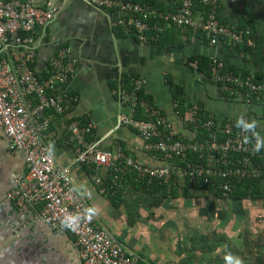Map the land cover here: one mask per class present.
<instances>
[{"label":"crops","instance_id":"crops-1","mask_svg":"<svg viewBox=\"0 0 264 264\" xmlns=\"http://www.w3.org/2000/svg\"><path fill=\"white\" fill-rule=\"evenodd\" d=\"M148 1L164 13L178 9L173 0ZM41 6L56 7L58 16L46 29H37L38 74L49 73L50 57L63 46L71 48L79 61L70 83L60 89L79 100L66 115L48 113L51 126L46 140L54 145L56 162L70 170L75 186L89 189L90 196L83 198L88 207L100 210L95 222L117 238L128 253L140 257V264H224L225 250L239 255L244 264H264V200L235 201L194 184L185 197L182 192L187 180L175 160L147 151L145 140L134 129L116 127L119 115L133 113L124 95L130 92L134 78L143 77L147 83L141 97L155 111L148 112L150 119L163 117L175 139L191 143L198 140L197 136L206 139L199 110L210 115L221 131L225 122L235 123L244 112L260 122L258 131L264 134V97L248 103L241 94L230 96L198 63L200 58L214 57L224 70L234 67L255 72L253 57L232 54L222 45L213 47L203 35L186 27H169L159 41L141 40L125 26L128 13L97 8L86 0H41ZM245 11L252 13L257 33L264 36V0H221L219 18L238 27ZM7 45L15 44L10 40ZM141 113L147 114L139 109L136 117ZM72 120L93 123L95 138L102 140L104 150L115 151L120 144L141 164L177 171L175 194L151 207L154 198L145 194L147 190L138 197L136 190H125L128 182L123 196L115 200V195L92 181V169L78 162V146L70 141L66 130ZM261 157L264 164V151ZM206 160L212 165L218 162L213 153H208ZM27 172L24 155L10 150L0 128V264H83L80 246L70 232H57L47 223L34 220L35 209L42 205L31 209L8 200V194ZM132 197L145 198L135 205L138 215L134 217L128 211L133 207ZM204 241L206 245H202ZM210 245L217 250L208 252Z\"/></svg>","mask_w":264,"mask_h":264},{"label":"built area","instance_id":"built-area-1","mask_svg":"<svg viewBox=\"0 0 264 264\" xmlns=\"http://www.w3.org/2000/svg\"><path fill=\"white\" fill-rule=\"evenodd\" d=\"M97 8L116 9L128 13L125 26L141 40H158V35L170 25L187 27L201 31L211 45L243 44L244 35L236 26L219 21L221 0H199L204 11H196V0H173L178 4L175 12L164 13L150 4H140L129 0H86ZM58 16L56 7L44 8L41 0H0V128L6 137L10 150L24 155L28 172L21 177L18 187L10 192L8 200L35 209L34 220L47 223L57 232H70L80 246L83 264H140V257L128 253L122 243L94 220L83 222L76 232L62 230L60 220L65 213H75L88 207L83 197L70 189L75 186L70 170L59 165L54 155H49L47 136L51 126L48 113L66 115L71 112L79 98L69 91L60 92L61 87L70 83L76 73L78 59L69 47L59 48L50 57V74L41 78L35 69L38 57L37 29H46ZM10 40L14 44L7 45ZM253 46L251 39L246 41ZM6 53L2 57V53ZM220 63L213 60L211 66L213 79L223 82L230 96L247 90L245 99L250 103L251 95L264 97V85L256 86L249 81L224 75ZM147 81L143 77L134 78L130 92L124 95L131 104V115L121 114L117 128L130 127L145 140L147 151H155L166 159L182 157L188 150L199 153H213L221 156L224 168L199 163L179 172L191 183L197 180L214 187L216 194L229 195L234 191L233 183L244 178H259L261 171L253 162L262 155L253 152V144L244 143V134L228 121L224 126L226 138L218 141L217 134L207 144L191 143L175 139L168 131L163 117L157 115L142 99L141 91ZM144 109L154 113L149 120L136 117L135 112ZM151 116V115H149ZM152 117V116H151ZM248 119V116H245ZM215 126L213 118L204 122V128ZM70 141L78 146L77 160L92 169V181L102 187L109 180V193L117 195L134 175L136 181L153 183L160 180L171 191L178 185L177 171L169 167H149L137 162L126 154L118 144L115 151L101 147V139L95 138V125L72 120L66 126ZM90 137V139H89ZM199 143V144H198ZM233 155L243 158L231 160ZM219 161V158H217ZM220 161V162H221ZM105 191V189H104Z\"/></svg>","mask_w":264,"mask_h":264},{"label":"trees","instance_id":"trees-1","mask_svg":"<svg viewBox=\"0 0 264 264\" xmlns=\"http://www.w3.org/2000/svg\"><path fill=\"white\" fill-rule=\"evenodd\" d=\"M133 2L137 3V2H141V0H139V1L133 0ZM141 3L142 4L143 3L144 4H150V2L148 0L142 1ZM220 6H221V3H220ZM204 10H205V8L202 7V5L200 4V1L196 0V11H204ZM219 11H220V8H219ZM219 17H220V15H219ZM219 21H220V23H222L220 18H219ZM222 24H225V23H222ZM174 26L175 25H170L165 29L164 32L159 33V35L157 37L158 41L161 40L162 36L164 35V33L166 32V30L169 27H174ZM176 27H178V26H176ZM189 29H191V28H189ZM237 29L240 31V33H242L244 35L245 42L243 44L222 45L223 46L222 49H224V47H225V49L230 50V52L232 54H236L237 52H241V53H244L246 56L251 55L255 61V65H256L257 70H255V72H252V71L248 72L245 70L243 71V70L235 69L234 67H230L229 68L230 71H229L226 69L224 70L222 65L220 66L221 67L220 70L224 75H232V76L234 75L236 77L243 79L244 81H249L256 86L264 85V36H261L257 33L256 27L254 24V19L252 17V13L250 11H245V13L241 15V19H240V22H239ZM192 30L195 31L196 33H200L201 35H203L205 37V35L201 31H196L194 29H192ZM152 36H157V35H156V33L150 34L148 39H151ZM248 39H251L254 42L253 46L247 45L246 41ZM209 44H210V42H209ZM212 46L217 47L218 45H212ZM214 59H215L214 57H212V58L210 57L209 59H207V58L198 59L199 68H201V70L203 72L207 73L210 78L213 77V75L211 76V74H212L211 66L213 64ZM228 71L231 72V74H228ZM49 74H50V70H49L48 74H45V75L40 76V77L41 78H47L49 76ZM219 83H221L219 85L223 84V82H219ZM223 87H225V84H223ZM246 91H247L246 89L240 91L241 94H243L242 96L244 98H245L244 94L246 93ZM251 100L253 102H259V101H262L263 99L262 98L259 99L257 97V95L255 94V95H251ZM199 113L201 115L199 120L201 121L202 124L211 119L210 115L205 114L204 111L202 112L201 110H199ZM138 118L144 119V120H149L150 116L148 114L141 113V115L138 116ZM225 124H226V122L223 124L222 131L219 130L216 125L211 130L202 129V131H204V136L206 139H204V141H203L201 136H197L198 140L195 142H201L203 144H207L208 141L210 142L212 140V134L213 133L217 134L218 141H223L224 138H226V136H227L223 132ZM234 129L236 130L237 128L235 127ZM89 139H90V137H89ZM206 140H208V141H206ZM207 155H208V152H204L202 154L199 152H193V151L188 150L186 152V154L184 155L183 159L182 158L180 159L179 157H175L172 159L175 160V164H177L181 168L186 169V168H188L194 164H199V163L207 164V162H206L207 161L206 160ZM217 158H219V161L216 163V166L224 168V165L222 164V161H221L222 160L221 156L219 154H217ZM238 158L242 159L243 156L242 155H233L231 160L234 161V160H237ZM262 160L263 159L261 156L255 157L253 159L255 166L257 168H259L261 171V176L259 178H244L241 181L237 180L233 183L234 191L232 194H229V195L219 194V195H221L222 197L223 196L229 197L235 201H243L246 199L256 200V201L257 200H264V164H263ZM209 165L214 167V165H212V164H209ZM186 180H187V182L185 183L186 187L185 186L183 187V192H182V195L185 197L189 196V189H190L189 187L192 184L201 186L203 188L209 189L212 192H214V187L211 186L210 184L208 186L202 181L197 180L195 183H191L188 179H186ZM128 182H129V185H127ZM126 183H127L126 185L128 187L126 186L127 189L125 188V190H128V188H130L131 190H136L139 193L138 197L141 195V192H146L145 190H147V192L145 194L148 195L149 198H151V197L154 198V201L151 202V207H156V206L161 205L164 197H169L170 195L173 196L175 194L174 189H172V191H168L167 185H165L160 180H154L153 183L148 184L146 182L136 181V178H134V175H130V176H128ZM110 185H111L110 181L107 180L106 184L104 186H102L101 188H103V190L105 189V190H107V192H109L108 188ZM122 194L123 193L121 191L120 193H118L116 195V197H113V198H115V200H118L123 196ZM158 195H159V197H158ZM132 196H134V195H132ZM132 198L134 199V200H132L133 207L131 209H128V211L131 214L128 211L127 212L131 216L134 217V216L138 215L137 214L138 212L136 211L135 205L138 202L144 201L145 198H138V199H135L134 197H132ZM123 204L126 205L125 203H123ZM205 238L209 240L208 237H205ZM203 244L206 245L207 242L204 241L202 243V245ZM215 250H217V246H211L210 245L209 248L207 249L208 252H214Z\"/></svg>","mask_w":264,"mask_h":264},{"label":"clouds","instance_id":"clouds-1","mask_svg":"<svg viewBox=\"0 0 264 264\" xmlns=\"http://www.w3.org/2000/svg\"><path fill=\"white\" fill-rule=\"evenodd\" d=\"M252 102L253 101L250 103ZM235 127L244 134V143L253 144V152L260 153L264 151V134L258 131L260 128V122L258 120L255 118L246 119L245 113L241 112L236 118ZM53 149L54 145H49V155L52 154ZM179 158L183 159L184 156ZM69 191L70 193L75 192L80 197L90 196L89 189L84 185H80L79 187L73 186ZM99 214L100 210L95 206L86 207L82 211H77L75 213H65L60 220L61 229L76 232L83 222L90 223L92 219ZM222 258L224 264H244V260L230 250H225Z\"/></svg>","mask_w":264,"mask_h":264},{"label":"rangeland","instance_id":"rangeland-1","mask_svg":"<svg viewBox=\"0 0 264 264\" xmlns=\"http://www.w3.org/2000/svg\"><path fill=\"white\" fill-rule=\"evenodd\" d=\"M170 260H171V258H168V259H167V263H168Z\"/></svg>","mask_w":264,"mask_h":264}]
</instances>
